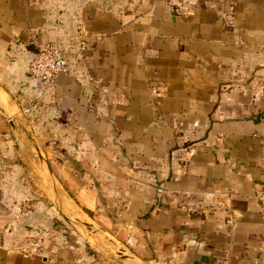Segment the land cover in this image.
<instances>
[{"label": "crops", "instance_id": "obj_1", "mask_svg": "<svg viewBox=\"0 0 264 264\" xmlns=\"http://www.w3.org/2000/svg\"><path fill=\"white\" fill-rule=\"evenodd\" d=\"M46 46L67 59L47 89L28 74ZM0 99L24 148L92 170L111 253L264 264V0H0ZM16 146L0 110V264H120L51 228Z\"/></svg>", "mask_w": 264, "mask_h": 264}, {"label": "rangeland", "instance_id": "obj_2", "mask_svg": "<svg viewBox=\"0 0 264 264\" xmlns=\"http://www.w3.org/2000/svg\"><path fill=\"white\" fill-rule=\"evenodd\" d=\"M30 141H32V143H34V145L36 147H39V144H43L42 148H44V149L42 152L40 151L41 155L43 157L42 161L39 159L35 149L33 148L32 145L29 144V142H27L28 148H24V150H20L17 146H16V148L19 151V153H23L26 156L25 158H26L27 163L29 165L30 174H31L33 180L36 181L42 187V189L43 188L46 189V187H44V181L50 182V179L54 178V180L56 181L58 186L60 188H62L64 191H66L68 195L72 196V193H73V197L77 196L79 198V197L83 196V198H84L82 200H79L77 198L75 199V202L77 204H79L78 206L82 210V212H80L79 210L78 211L81 214V219H82L84 225H82V223L78 222L76 219H74L72 216H70V214L68 212H66L63 203H61L62 208H63V212H64V216L62 214V217H61L60 214L58 213V210L55 209L56 214H57V222L54 223L51 226V228L52 227L53 228H60L63 231L65 236L74 237L73 239H76L79 242V244L82 245V247H84V249H86L87 253L95 254V255L99 256L100 258L102 257L101 255L97 254L90 247V244L87 241V239H88L90 241V243L92 242L94 245L98 246L101 250L105 251L110 256L119 257V256H116L115 254L111 253L108 250V247H106V245L109 242L110 243L114 242L118 247H121L115 242V240L112 237H110L109 235L104 233L98 226L97 227L105 234L104 236L107 239V241H102L101 238H99V237L97 238L96 236H94L93 234H91L88 231V229H90V227L92 226V223L90 222L91 220L89 219V217L86 213L88 211L87 205H89V204H87V202H86V204H84L86 198L88 196H92V198H95L94 199L95 204L91 203L89 206L95 207L96 209H99L100 213H102V207L104 204L103 199H102L103 198V192L101 190H99V192H97V188L99 189L100 184L95 183L93 185V184H91V182L89 183V178L87 176V170H88V172L91 171L89 173V176L92 174V170L86 169V173L85 172L83 174L80 173L73 166H71V164L67 161L66 155H65L66 153H64L62 151H58V150L46 151V147L44 146V141H41L38 136H33L32 140L30 139ZM67 154H69V152ZM46 163L48 164V167H47ZM50 176H52V177H50ZM92 187H94L95 192H93ZM44 189H43V191H45ZM78 190H79L80 196L77 193ZM47 193L53 201H55L57 204H59L58 201L50 193L49 190H47ZM53 201L47 200V206L53 208L54 207ZM107 211H110V210L107 209ZM90 217L93 218L92 215H90ZM71 223H73V224L71 225ZM77 224H81L83 227V230H81ZM94 224H96V223H94ZM105 242H107V244H105ZM125 256H131V255H129V253H127L125 251ZM121 257H124V256H121ZM144 264H148V263L144 262Z\"/></svg>", "mask_w": 264, "mask_h": 264}, {"label": "built area", "instance_id": "obj_3", "mask_svg": "<svg viewBox=\"0 0 264 264\" xmlns=\"http://www.w3.org/2000/svg\"><path fill=\"white\" fill-rule=\"evenodd\" d=\"M81 49H84V43H82ZM66 70V56L63 51L55 46L40 48L28 63V74L45 89L54 86L57 76L63 74ZM257 201L259 205L264 208V189L258 195Z\"/></svg>", "mask_w": 264, "mask_h": 264}, {"label": "water", "instance_id": "obj_4", "mask_svg": "<svg viewBox=\"0 0 264 264\" xmlns=\"http://www.w3.org/2000/svg\"><path fill=\"white\" fill-rule=\"evenodd\" d=\"M0 110L2 111L3 115H4V119L5 122L8 124L10 131L15 139V142L17 143L19 149L24 150V145L21 142L18 132H17V124L16 121L14 120L10 109L6 106L5 103H3V101L0 99ZM37 155L39 157V159L42 161L43 159L41 158V153L39 151V149L35 146ZM70 163L72 164V166L78 170V171H82L80 166L77 164V162L69 159ZM48 167V166H47ZM49 169V168H48ZM52 177V176H50ZM44 187H46L47 190L51 191L53 196L55 197V199L58 201L59 204L56 203V205L58 206V208L60 209L61 213L64 216V212H63V208L61 203L62 199L64 198V195L70 199L72 201V203L75 205V207L79 210H81L78 206V204L67 194L66 191H64L62 188H60L58 186V184L56 183V181L54 180V178L50 179V182L44 181ZM82 211V210H81ZM70 222V221H69ZM73 223H71L72 225ZM78 227L83 230V227L81 224H77ZM88 243L90 244V247L99 255H101L104 259L111 261V262H115V263H120V264H144L143 261H140L138 259H136L134 256H124V257H112L110 256L108 253H106L105 251L101 250L98 246L94 245L92 242L90 243V241L87 239Z\"/></svg>", "mask_w": 264, "mask_h": 264}, {"label": "bare ground", "instance_id": "obj_5", "mask_svg": "<svg viewBox=\"0 0 264 264\" xmlns=\"http://www.w3.org/2000/svg\"><path fill=\"white\" fill-rule=\"evenodd\" d=\"M66 208L68 209V211L70 212V214L72 216H74V218L82 223V225H84L82 219H81V214L80 212L78 211V209L75 207V205L70 201V200H66Z\"/></svg>", "mask_w": 264, "mask_h": 264}]
</instances>
